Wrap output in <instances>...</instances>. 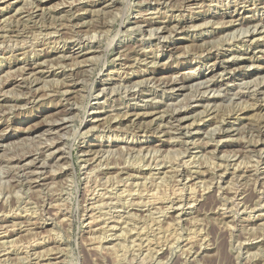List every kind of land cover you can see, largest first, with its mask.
Wrapping results in <instances>:
<instances>
[{"label": "rangeland", "instance_id": "374dc122", "mask_svg": "<svg viewBox=\"0 0 264 264\" xmlns=\"http://www.w3.org/2000/svg\"><path fill=\"white\" fill-rule=\"evenodd\" d=\"M262 25L264 0H0V264H264Z\"/></svg>", "mask_w": 264, "mask_h": 264}, {"label": "bare ground", "instance_id": "6f19581e", "mask_svg": "<svg viewBox=\"0 0 264 264\" xmlns=\"http://www.w3.org/2000/svg\"><path fill=\"white\" fill-rule=\"evenodd\" d=\"M181 6V5H180ZM263 27H264V25H262ZM106 28V27H105ZM151 29V28H150ZM155 30V29H154ZM158 32V31H157ZM159 36V35H158ZM215 64V63H214ZM214 67V66H213ZM33 68H36V67H33ZM230 71V70H229ZM230 73H231V71H230ZM179 74V73H178ZM178 75H176V76H174V75H172L171 76V78H170V80H168V81H160L159 83H160V85H164V86H166V88H168V90H172V91H174V90H181V89H185L186 87L183 85V83L184 82H181V81H183V80H185L186 79V77H183V78H181V77H177ZM208 76V75H207ZM204 78H206V76L204 77ZM204 78H203V80H204ZM209 77H207L206 79H205V82H208V84H209V82H211V80H213V78H215L214 76H211L209 79H208ZM234 78V77H233ZM182 79V80H181ZM201 79V78H200ZM200 79H198L199 80V83H200ZM218 79V78H217ZM231 79V78H230ZM103 80V79H102ZM101 80V81H102ZM234 80V79H233ZM202 81V80H201ZM225 81V80H224ZM256 82H257V80H255ZM31 82V81H30ZM70 82V81H69ZM75 82H76V79H75ZM122 81H120V83H121ZM146 82L147 81H145V84H146ZM204 82V83H205ZM250 82H252V81H250ZM73 83V82H72ZM149 83L150 82H148V85H149ZM182 83V84H181ZM195 83V82H194ZM239 83V82H238ZM246 83H248V82H246ZM255 83V82H254ZM253 83V84H254ZM103 84V83H102ZM181 84V85H180ZM250 84V83H249ZM262 84V85H261ZM74 85V84H73ZM137 85V84H136ZM180 85V86H179ZM199 85V84H198ZM201 85V84H200ZM207 85V84H206ZM212 85V84H211ZM217 85V84H216ZM259 85H261V86H259ZM69 86H71V85H69ZM114 86H116V85H114ZM121 86H123V85H121ZM128 86H130V85H128ZM251 86V85H250ZM255 86L257 87V89H254L253 91L255 92V94H260L262 91H264V83H263V80H262V82H261V80H260V84H255ZM255 86L254 85H252V87L251 88H255ZM105 87H106V85H105ZM124 87V86H123ZM122 87V88H123ZM126 87V86H125ZM189 87H190V84H189ZM193 87V86H192ZM195 87V86H194ZM212 87H214V85L212 86ZM218 87V86H217ZM112 88V87H111ZM118 89H120L119 87H117ZM129 88V87H128ZM133 88H134V86H133ZM132 88V89H133ZM163 88H165V87H163ZM206 88H207V86H206ZM250 88V87H249ZM250 88V89H251ZM68 89V88H67ZM102 89H104V88H102ZM114 89V88H113ZM126 89V88H125ZM131 89V88H130ZM202 89V88H201ZM204 89V88H203ZM212 89V88H211ZM216 89V88H215ZM110 90V89H109ZM108 90V91H109ZM112 90V89H111ZM128 90V89H127ZM167 90V91H168ZM190 90V89H189ZM213 90V89H212ZM113 91V90H112ZM111 91V92H112ZM122 91V90H121ZM102 92V91H101ZM136 92V91H135ZM192 92V91H191ZM206 92V91H205ZM212 92V91H211ZM250 92V91H249ZM74 93V92H73ZM109 93V95H110V92H108ZM204 93V92H203ZM236 93V92H235ZM251 93H252V91H251ZM250 93V94H251ZM264 93V92H263ZM130 94V93H129ZM154 94V93H153ZM200 94V93H199ZM201 95V94H200ZM204 95V94H203ZM134 96V95H133ZM227 96V95H226ZM251 96H253L252 94H251ZM34 97V96H33ZM137 97H138V95H137ZM148 97V96H147ZM191 97V96H190ZM35 98V97H34ZM216 98V97H215ZM231 98V97H230ZM241 98V97H240ZM256 98V97H255ZM30 99V98H29ZM212 99V98H211ZM191 100H192V97H191ZM213 100V99H212ZM31 101V100H30ZM206 101V100H205ZM171 102V101H170ZM214 102V101H213ZM210 102H208V104H209ZM255 103V102H254ZM258 103V102H257ZM217 104V103H216ZM182 105V104H181ZM181 105H180V107H181ZM178 106V105H177ZM183 107L182 108H175V109H173V110H163L162 112L161 111H155V115H157L156 117H159L160 118V120L161 119H166V121H167V119L168 120H170V119H174V120H177V121H179V120H181L182 118H184L185 116H186V113H188L190 110H188V108H187V106H184V104L182 105ZM259 106H261V105H259ZM169 108V107H168ZM191 109V108H190ZM128 112V111H127ZM136 114V113H135ZM149 114V113H148ZM143 116L144 114H140V113H137L136 114V116ZM63 118H64V116H62ZM155 117V116H154ZM115 118V117H114ZM59 119V118H58ZM54 120V121H52V122H50L49 123V125H50V128H52V127H60L62 130L63 129H65L67 126H65V124H66V122L65 121H62L63 119H59L60 120V122H59V120ZM65 120V119H64ZM166 121H164V122H166ZM215 122V121H214ZM172 123V122H171ZM166 124V123H165ZM56 125V126H55ZM67 125V124H66ZM97 126V125H96ZM220 126V125H219ZM258 126V125H257ZM106 127V126H105ZM224 127V126H223ZM174 128V127H173ZM214 128H216V127H214ZM58 129V128H57ZM56 130V129H55ZM214 130V129H213ZM216 130V129H215ZM262 130V129H261ZM53 131V130H52ZM51 131V132H52ZM59 131H61V130H59ZM1 138V137H0ZM17 139V138H16ZM51 139V138H50ZM54 140V139H53ZM54 142V141H53ZM51 143V142H50ZM45 144L44 146H43V149H42V151L43 150H45V149H47V150H49V149H51V148H55V147H57L56 145H54V146H51V144ZM246 143V142H245ZM53 145V144H52ZM60 146V145H59ZM62 146V145H61ZM64 148V147H63ZM59 150V149H58ZM213 150V149H212ZM49 152H51V151H49ZM100 152V151H99ZM108 152H109V150H108ZM41 151L40 152H33V151H29V152H25L24 154H22L20 157H18V158H16L15 160H14V164L16 163L17 164V168L18 169H20V171H22V172H24L25 170H26V173L24 174V175H28V176H35V177H33V179H31L32 180V182H36L37 180L36 179H38V172H36V171H38V170H33V171H31V168H32V166L33 165H39V167H41V164L43 163H41V159H39V157H40V155H41ZM100 154V153H99ZM92 155H94V154H92ZM174 155V154H173ZM19 156V155H18ZM46 157V156H45ZM102 157V156H101ZM44 158V157H43ZM42 158V159H43ZM13 159V158H12ZM92 160V159H91ZM40 161V162H39ZM13 164V163H12ZM45 164V163H44ZM14 166H16V165H14ZM124 167V166H123ZM36 168H38V167H36ZM27 169H30L29 171H27ZM40 171V170H39ZM19 172V171H18ZM41 172V171H40ZM16 174V173H15ZM18 174V173H17ZM166 174V173H165ZM17 176V175H16ZM27 176V177H28ZM18 177V176H17ZM21 177V176H20ZM50 177V176H49ZM19 178V177H18ZM26 179V178H25ZM22 180H23V178H22ZM27 180V179H26ZM24 181V180H23ZM28 181V180H27ZM28 183V182H27ZM176 185V184H175ZM192 191V190H191ZM86 193V192H85ZM50 195V194H49ZM158 196V195H157ZM181 196V195H180ZM192 196V195H191ZM176 198V197H175ZM180 199V198H179ZM180 203V202H179ZM132 215V214H131ZM134 218V217H133ZM95 219V218H94ZM150 223V222H149ZM134 228V227H133ZM104 231V230H103ZM129 233V232H128ZM100 242V241H99ZM53 250V249H52ZM51 250V251H52ZM45 258V257H44ZM3 262V261H2Z\"/></svg>", "mask_w": 264, "mask_h": 264}]
</instances>
